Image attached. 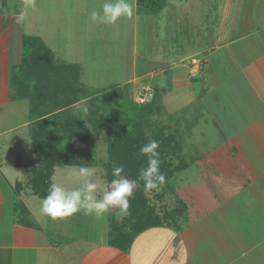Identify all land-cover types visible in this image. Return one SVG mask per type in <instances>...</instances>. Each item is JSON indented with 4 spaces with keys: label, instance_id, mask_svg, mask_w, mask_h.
Instances as JSON below:
<instances>
[{
    "label": "crops",
    "instance_id": "obj_1",
    "mask_svg": "<svg viewBox=\"0 0 264 264\" xmlns=\"http://www.w3.org/2000/svg\"><path fill=\"white\" fill-rule=\"evenodd\" d=\"M104 2L0 0V264H264V0H166L158 13H174L178 32L169 34L170 26L161 44L166 45L155 51L142 36H152V16L158 13H140L130 0V17L111 25L93 22L91 11ZM188 20L190 33L182 25ZM140 21L145 64L119 84H134L136 77L153 84L162 110H172L175 133L192 138L182 150L189 152L190 165L181 169L186 174L177 186L182 195L189 192L182 213L190 207L194 213L148 227L122 249L110 242V211L101 235L81 233L78 212L64 218L71 222L66 226L41 215V197L32 191L33 197L26 196L17 181L10 184L19 166L7 156L13 148L8 145L30 141L36 125L32 88L16 85L18 95L12 78L22 62L23 36H32L60 65L79 67L83 84L114 85L118 81L110 78L98 84L90 70L98 69L103 53H114L111 36H119L122 25L130 28L136 55ZM70 176L64 174V181ZM188 176L201 189H189ZM4 181L20 200L13 213ZM218 194L223 201H215ZM18 204L25 208L20 214Z\"/></svg>",
    "mask_w": 264,
    "mask_h": 264
},
{
    "label": "trees",
    "instance_id": "obj_2",
    "mask_svg": "<svg viewBox=\"0 0 264 264\" xmlns=\"http://www.w3.org/2000/svg\"><path fill=\"white\" fill-rule=\"evenodd\" d=\"M136 3L140 13H158L166 0H136ZM59 66L54 64L52 52L40 38L23 36L22 62L13 72L12 89L18 95L20 94L16 85L18 88L23 87L24 90L27 88L33 90L30 114L36 125L31 133V140L37 153L44 155L41 165L31 169L32 176H29L35 195L41 198L47 195L55 165H81L83 157H87L91 151L87 144L91 132L97 135L106 132L108 160L114 162L115 166L123 164L125 171L122 175L128 179L137 180L140 170L147 167V158L139 154V149L151 140H156L159 144L157 151L162 161L160 171L165 175V181L174 172L186 167L185 161L181 159L174 168L165 161L166 153L175 143L179 148L173 133L164 134L162 126L157 128L152 136L146 134L145 128L152 123L151 115L159 113V109L162 110L156 100V90L151 100L136 103L128 97L126 86L111 85L102 89L80 86L76 84L78 72L76 66ZM52 68L53 71L57 70L60 73L62 71L59 68H63V77L61 79L47 77L46 74ZM40 90L44 92L43 95L46 94L39 95ZM81 101L89 102L91 107L88 115L90 127L82 122L78 115L70 112L61 114ZM113 168L109 165L107 169V182L114 178ZM139 184L130 197V214L125 224L119 226L117 220L111 223L110 242L122 249L130 245L136 234L148 227L162 225L171 215L164 212L163 218L159 216L155 209L148 205L149 191H145L144 182L140 181ZM16 185L19 187L20 183ZM179 203L181 208L176 211L182 213L186 204L183 201ZM19 205L20 211H24V205Z\"/></svg>",
    "mask_w": 264,
    "mask_h": 264
},
{
    "label": "rangeland",
    "instance_id": "obj_3",
    "mask_svg": "<svg viewBox=\"0 0 264 264\" xmlns=\"http://www.w3.org/2000/svg\"><path fill=\"white\" fill-rule=\"evenodd\" d=\"M175 19H176V17L174 15V13L173 14L167 13L164 15H163V13H161V14L158 13V14H156V16H152L154 28L152 26L151 30L153 31L154 36L152 33L151 37H150V33H149L148 37L142 36L143 27L141 28V21H140L139 26L137 27V31H136L137 32V38L136 39L138 42V48H137L138 53L136 55L134 54V50H133V48H134L133 47V41H134L133 35L128 33V30H130V28L126 29L127 26L121 24L123 27L122 28L120 26L122 29V33L120 32L119 36H117V35L111 36L112 43L116 44V49L114 48L115 50L112 51L114 53L111 55H108V56H107V54H109V53H103L101 55V57H103V58L99 64L98 69L97 70H92V69L90 70V74H91V72H96V74L94 76H92L93 77L92 79L95 81L97 80L98 84H102L101 83L102 79L110 78V80L113 79L112 82L118 81L114 85L121 86L119 83H121V81L124 78L127 79L133 73L134 70H139V69L141 70V68L143 67V64H145V61H144L145 59H143L140 55V52L142 51V50H140V46H141L140 43L142 41V37L144 40L146 39L148 44L151 41V45L149 44V46H152L153 47L152 49L154 51L156 50L157 47H160V46L164 47L166 44H164V45H161V44L163 43V38L166 35V32L170 28V26H174V28L171 32L169 30V34H171V33L174 34L175 32H178V28H176V26H175L176 25ZM143 22L145 23V25L147 24V21H143ZM130 23H129V25H130ZM118 24L120 25V22H118ZM190 24L191 23L189 22V20L187 22V25L186 24L184 25V23L182 24L184 29L187 31V33H190ZM157 26H158V30H157ZM195 32H197V31H195ZM169 34H167V35H169ZM187 38L190 39V37L188 35H187ZM206 39L207 38H205V37L203 38V40H206ZM168 46L173 47L170 44ZM167 49H169V48H167ZM139 50H140V52H139ZM169 53H172L171 55H174L173 52H169ZM147 63H149V62H147ZM54 64H56L57 66L60 65L59 63L56 62V60H54ZM59 67H61V66H59ZM59 69L62 71L61 73L58 72L57 70L53 71V68H52V70H50L49 73L46 74V76L50 77V78L54 77V78L61 79L63 77V74H64V69L63 68H59ZM77 71H78L77 72V81H76L77 85L84 86V87H91V88H100V89L111 86V85H100V86L98 85V86L93 87V86L85 85L81 82V79H80L81 72L79 70V67L77 68ZM66 72H67V70H66ZM141 79H143V78H137L136 77V79H135L136 81L134 84H131V83L130 84H122L123 86H126L128 88V90H127L128 91V97L132 98L134 100V102H136V103L140 102V98H142L146 89L151 87V89H153V90L148 93V96L146 97L145 101L150 100V98L153 97L154 93H155L154 92L155 86L149 82H144V80H141ZM150 79L152 80V77ZM166 87H169V84H166ZM121 88H123V87H121ZM156 90H157V88H156ZM43 93L44 92L42 90L38 91L39 95H43ZM155 96H156V93H155ZM41 97H39V98H41ZM160 108H162V105H160ZM90 110H91V107L89 105V102L81 101L77 105L70 107L69 109H67L65 111H62L61 114H69V112H70V114L78 115L79 118L82 120V122L86 123L90 127V124L88 123V115L90 113ZM159 111H160L159 113L151 115L152 123L148 127L145 128L146 134H148L149 136H152L153 132H155L157 128H160L162 126L164 128V134H168V133L172 134L173 133L175 135V138H176V141L179 145V148H177L176 143L175 144L173 143L174 145L173 146L171 145L172 149L168 150V152L166 153L165 161H167L171 164V168L172 167L174 168L175 166H177L180 159L182 161H185L187 166L190 165L189 164L190 161H188V157H190L189 152H188V154L187 153L183 154L182 150H183V147H187L188 145H190L189 142L191 141L192 138H190L189 135L188 136L183 135V138H182L179 134L175 133V128H176L175 120H174L175 118L173 116H170L171 114L169 115L170 111H172L171 108L167 109L166 112L168 114L161 109H159ZM30 133H31V131H30ZM23 140L19 139V141H18V139H16V141L14 140L13 144L9 143V145H8V148H10L12 146H13V148L10 149L7 156L9 158H11L10 160L15 161L19 166L16 170L17 176H15V178L17 180L12 179L10 181V184L12 186H15L16 181L21 183L28 190V191L26 190V192H24V194L26 196L33 197L34 195L31 194V191H33V189L31 187L29 176H32L31 169L38 168L41 165V162L44 160V155H40L37 153L36 147H35L34 143L32 142V140H30V141L29 140L23 141ZM87 144H88L91 151L87 157H83L81 165H77V166H64V165L58 166L57 165L58 168L56 169V174L58 175V177L54 178L52 180L55 183L61 184L64 187L69 188V189L82 187L83 186V178H77L75 176V172L77 171L79 166L87 165V166L94 168L96 170V175L94 177L89 178V179H91L92 182H94L98 185L96 196H97V198H100L103 194V189H104V186L107 182V180H106L107 169H108L109 165L115 167V163L114 162L111 163V161L108 160L107 149H106V147H107V134H106V132H103L99 135L91 132L89 134L88 139H87ZM176 156H179V158ZM54 168H56V167H54ZM64 174L71 175L69 177V179L67 178L68 181L70 180V182L64 181ZM183 174H186V170L185 171L178 170V171L174 172V174L165 181V184L159 190H151L147 194L148 205L153 207L155 209V212L158 213L159 216H161L163 218L164 212L171 214L169 218H166V219L164 218L165 221L168 220V222H169V220H171L173 218V216L175 217L177 215H180L178 213H181V212L176 211L178 208H181L179 201L183 200L186 203L187 202L189 203V201H190V198L184 197V196H188L186 193H189V192H186V193H184V195H182V193L180 192V190L177 186L179 178H180L179 176L183 175ZM65 177H67V176H65ZM188 178H189L188 179L189 183L187 184V187L189 189H194V190L201 189L199 186H197L198 185L197 182H192V178H193L192 176H188ZM190 181L192 182V185H191ZM2 183H3V180H2ZM212 185H214V184H212ZM4 188L6 191L7 210L9 213H13V208H12L13 203L20 201V200H18L17 196H15L16 195L15 191H12L9 187V184H7L5 181H4ZM213 188H214V186H213ZM28 194H30V195H28ZM218 195L219 196H217V199L215 201H217V202L223 201V199L221 198L222 194H218ZM35 198H37V197H35ZM41 200L42 199H40V201ZM19 210L20 209L18 207V209L16 210L17 211L16 214L17 213L20 214ZM109 211H110L109 213H110V217H111L112 221L117 220L119 226H123V224H125V220L127 217L124 218L123 220L117 219L118 209L111 208ZM180 211H182V209ZM188 213L190 215H193L192 214V213H194L193 208L190 207L189 210L186 211V213H182L180 217L183 218L184 214L187 216ZM78 215L80 218L78 220L79 225H80L79 232L91 233L92 231L93 232L95 231L96 236H99L102 234V226L106 225L108 213H105L103 216H101L99 218L96 216H94V218H92V216L87 217V216H89V214H86L85 211L81 210L78 212ZM83 218H88V219L85 222V220H83ZM59 220L63 221V223L66 226L71 224V222L68 223V221H67V223H65L64 219H59ZM81 224H82V227H81Z\"/></svg>",
    "mask_w": 264,
    "mask_h": 264
},
{
    "label": "clouds",
    "instance_id": "obj_4",
    "mask_svg": "<svg viewBox=\"0 0 264 264\" xmlns=\"http://www.w3.org/2000/svg\"><path fill=\"white\" fill-rule=\"evenodd\" d=\"M133 13V5L130 0H105L100 10L93 9L90 19L93 22L114 24L120 17H130ZM25 18L22 13L19 21ZM159 144L155 140L149 141L139 149V154L147 158V167L142 168L137 180L128 179L122 175L124 165L115 166L112 171L113 179L106 182L103 194L97 198L98 185L91 181L96 175V170L87 165L79 166L75 172L77 178H83V186L79 188H66L58 183L49 185L48 193L42 198L40 213L52 220L64 219L83 210L86 214H94L101 217L111 208L118 209V220H123L129 213L130 197L144 182L145 191L159 190L165 184V175L160 171L162 163L157 151Z\"/></svg>",
    "mask_w": 264,
    "mask_h": 264
},
{
    "label": "built area",
    "instance_id": "obj_5",
    "mask_svg": "<svg viewBox=\"0 0 264 264\" xmlns=\"http://www.w3.org/2000/svg\"><path fill=\"white\" fill-rule=\"evenodd\" d=\"M153 89H151V87L150 88H148V89H146V91L144 92V94H143V96H142V98H140V102L139 103H145V102H147V100L145 101V99H146V97L148 96V93L150 92V91H152ZM152 99V97L150 98V100ZM149 101V100H148Z\"/></svg>",
    "mask_w": 264,
    "mask_h": 264
}]
</instances>
